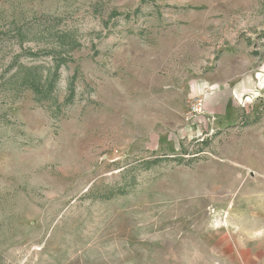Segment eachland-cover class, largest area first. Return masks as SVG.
Segmentation results:
<instances>
[{"label": "rangeland", "instance_id": "rangeland-1", "mask_svg": "<svg viewBox=\"0 0 264 264\" xmlns=\"http://www.w3.org/2000/svg\"><path fill=\"white\" fill-rule=\"evenodd\" d=\"M0 264H264V0H0Z\"/></svg>", "mask_w": 264, "mask_h": 264}, {"label": "trees", "instance_id": "trees-1", "mask_svg": "<svg viewBox=\"0 0 264 264\" xmlns=\"http://www.w3.org/2000/svg\"><path fill=\"white\" fill-rule=\"evenodd\" d=\"M18 87H24V89L32 90L34 93H39V89L36 88L38 82V76L36 77L30 70H22L20 77L15 81Z\"/></svg>", "mask_w": 264, "mask_h": 264}, {"label": "built area", "instance_id": "built-area-1", "mask_svg": "<svg viewBox=\"0 0 264 264\" xmlns=\"http://www.w3.org/2000/svg\"><path fill=\"white\" fill-rule=\"evenodd\" d=\"M192 112L194 114H198V113L201 112L200 103L195 104V105L192 106Z\"/></svg>", "mask_w": 264, "mask_h": 264}]
</instances>
